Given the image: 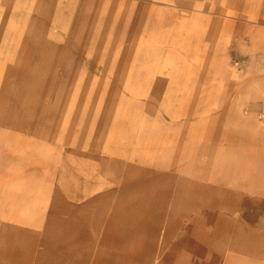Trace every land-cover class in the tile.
Segmentation results:
<instances>
[{"label":"rangeland","instance_id":"rangeland-1","mask_svg":"<svg viewBox=\"0 0 264 264\" xmlns=\"http://www.w3.org/2000/svg\"><path fill=\"white\" fill-rule=\"evenodd\" d=\"M64 151L136 194L195 186L216 248L264 253V0H0V247L37 232Z\"/></svg>","mask_w":264,"mask_h":264},{"label":"crops","instance_id":"crops-1","mask_svg":"<svg viewBox=\"0 0 264 264\" xmlns=\"http://www.w3.org/2000/svg\"><path fill=\"white\" fill-rule=\"evenodd\" d=\"M60 155L58 172L47 169L51 182L45 185L48 198L43 213L30 222L39 225L37 232L31 227L27 239L15 238L9 251L0 247V264H7L8 254L14 255V264H21L23 256L27 264H228V254L244 258L230 264H248L247 255L255 257L249 264H264L260 243L250 240L232 252L231 248H216L213 238L202 234L195 186L177 187L171 195L147 186L136 194V185L129 183L127 175L122 178L118 163L102 162L104 157L82 151ZM109 168L120 172V180L106 172ZM20 202L16 205L21 208ZM135 204L145 211L140 218L136 217ZM156 205L162 211L173 206V212H178L174 220L178 230H166V219L155 214L156 210L152 217L146 214ZM20 218L16 217V223ZM152 222L157 226L151 228ZM136 225L145 228L136 234L140 230ZM15 234L17 237L22 232L17 229Z\"/></svg>","mask_w":264,"mask_h":264},{"label":"bare ground","instance_id":"bare-ground-1","mask_svg":"<svg viewBox=\"0 0 264 264\" xmlns=\"http://www.w3.org/2000/svg\"><path fill=\"white\" fill-rule=\"evenodd\" d=\"M261 163H262V162H261ZM259 166H260V165H259ZM200 229H201V226H200ZM249 241H250V240H249ZM246 242H247V241H245V242H241V241H240V242H238V244H237V245H240V247H243V248H244V247H245V244H246ZM251 242H252V241H251ZM247 243H248V242H247ZM257 244H258V242H257ZM246 245H247V244H246Z\"/></svg>","mask_w":264,"mask_h":264}]
</instances>
